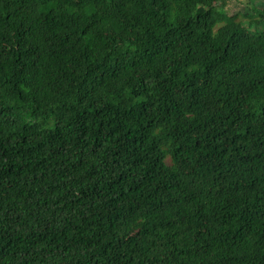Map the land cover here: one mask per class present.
<instances>
[{
	"label": "trees",
	"instance_id": "16d2710c",
	"mask_svg": "<svg viewBox=\"0 0 264 264\" xmlns=\"http://www.w3.org/2000/svg\"><path fill=\"white\" fill-rule=\"evenodd\" d=\"M227 1L0 0V264H264V10Z\"/></svg>",
	"mask_w": 264,
	"mask_h": 264
},
{
	"label": "rangeland",
	"instance_id": "374dc122",
	"mask_svg": "<svg viewBox=\"0 0 264 264\" xmlns=\"http://www.w3.org/2000/svg\"><path fill=\"white\" fill-rule=\"evenodd\" d=\"M219 8L225 9L231 14L237 12L254 14L256 10L258 12L264 10V0H228L225 4H220Z\"/></svg>",
	"mask_w": 264,
	"mask_h": 264
}]
</instances>
